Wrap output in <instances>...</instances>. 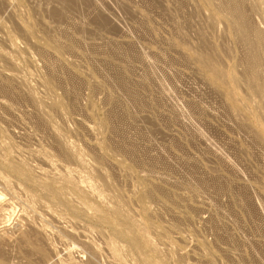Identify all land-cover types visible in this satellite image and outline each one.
<instances>
[{
    "label": "rangeland",
    "instance_id": "374dc122",
    "mask_svg": "<svg viewBox=\"0 0 264 264\" xmlns=\"http://www.w3.org/2000/svg\"><path fill=\"white\" fill-rule=\"evenodd\" d=\"M225 1L0 0V172L7 178L11 175L4 165L10 157L15 163L24 162L32 168L36 165L33 170L44 168V173L39 170L41 174L37 175L36 170L34 175H41L40 180L50 184L47 162L38 156L48 155L58 163L59 170L66 166L73 169V178L81 179L85 173V178L92 180L95 192H87L88 199L94 197L88 200L92 204L98 206L101 202L106 209V203L110 210L115 205L127 207L129 210L120 209L128 220V215L133 216L129 224L134 220L138 227L133 226L139 231L136 237L124 232L119 222L113 224L123 229L124 236L130 235L129 241L136 245L132 244L136 247L133 250L127 238L112 230L111 223L96 225L94 212L82 211V200L68 187L63 188L64 198L68 194L66 201L69 200L65 207L46 190L27 184L12 172L10 186L20 180L16 183L26 182L29 190L26 185H12L15 190L10 189L21 194L17 193L14 200L8 190H2L8 191L3 201L11 198L14 207L10 215L0 217V231L7 230L15 239L7 246L12 253L4 249L10 262H41L37 252L35 255L17 239L21 229L29 228L22 218L26 212L34 225L53 228L48 241H38L50 244H46L48 248L41 244L47 248V257L52 255L53 244L59 250L62 262L53 259L54 263L49 264H70L79 257L85 263L89 256L83 233L93 237L94 249L100 248L98 264H112L114 258L107 248L110 244H120L119 259L123 254L127 259L121 260L123 264H130L132 257L135 261L131 260V264H264V47L260 53L248 49L233 18L224 13ZM238 1H242L247 19L264 34V0ZM199 54L207 56L212 70L204 58L203 63L199 61ZM254 61L260 73L253 71ZM214 65L225 69L222 78L229 83L224 81L223 87L213 81ZM255 83L262 86L260 95L251 90ZM65 152L71 155L64 156ZM77 155L91 165L87 166L89 170ZM67 160L74 163L69 165ZM98 169L104 171L98 173L100 178ZM90 170H96L97 178ZM93 178H99L102 189ZM59 182L56 185L62 187ZM110 185L119 191L109 189ZM104 189L109 192L103 193ZM108 193L110 196L104 197ZM115 194L119 198L114 201L118 197ZM19 195L25 197L20 199ZM41 197L51 200L45 202ZM22 200L30 202L19 204ZM55 202L59 206H54ZM71 209L79 213H71L74 216L70 218ZM58 216L66 223H59ZM76 216L84 224H77ZM17 222L24 226L19 224L18 228ZM78 225L88 229L84 227L82 233ZM113 231L116 238L108 234L113 235ZM69 235H73L71 239ZM75 235L77 244L72 239ZM131 235L136 239L132 240ZM71 240L77 246L74 250ZM60 242H64L62 246ZM129 253H134L131 259Z\"/></svg>",
    "mask_w": 264,
    "mask_h": 264
},
{
    "label": "bare ground",
    "instance_id": "6f19581e",
    "mask_svg": "<svg viewBox=\"0 0 264 264\" xmlns=\"http://www.w3.org/2000/svg\"><path fill=\"white\" fill-rule=\"evenodd\" d=\"M64 1V0H63ZM155 1V0H154ZM179 2V1H178ZM182 2V1H181ZM226 3H225V5H224V11H226V12H224V13H227V15L229 14V16H231L232 18H233V20L235 21V23L234 24H236V26H237V28H238V32L239 33H241V35L243 36V38H244V40L246 41V43H248L247 44V47H248V49L251 51V50H255V52H258V53H260L261 52V50L263 49V47H264V34H262V32H259L252 24H251V22L247 19V16H246V13H245V11H244V9H243V4L241 5V3H242V1H241V3L238 1V0H226L225 1ZM147 3V2H146ZM176 3V2H175ZM222 3V2H221ZM69 5V4H68ZM167 5V4H166ZM215 5V4H214ZM217 6V5H216ZM217 8V7H216ZM166 9V8H165ZM177 10V9H176ZM219 10V9H218ZM223 11V10H222ZM223 13V12H222ZM196 14V13H195ZM226 15V14H225ZM172 16V15H171ZM181 17V16H180ZM184 17V16H183ZM214 17H216V16H214ZM146 18V17H145ZM161 18V17H160ZM168 18V17H167ZM191 18V17H190ZM217 19V18H216ZM178 20H179V18H178ZM218 20V19H217ZM223 20V19H222ZM187 21V20H186ZM185 21V22H186ZM209 21V20H208ZM213 21V20H212ZM233 21V22H234ZM177 22V21H176ZM182 22V21H181ZM233 22H232V24H233ZM189 23V22H188ZM178 24V23H177ZM168 25V24H167ZM172 27V26H171ZM176 27H177V25H176ZM179 27V26H178ZM188 27V26H187ZM232 27V26H231ZM141 28V27H140ZM183 28V27H182ZM192 28V27H191ZM234 29V28H233ZM203 30V29H202ZM205 30V29H204ZM176 32V31H175ZM190 33V32H189ZM188 33V34H189ZM202 33V32H201ZM235 34V33H234ZM238 34V33H237ZM187 38V37H186ZM206 38V37H205ZM241 38V37H240ZM189 40V39H188ZM243 40V39H242ZM187 43V42H186ZM204 43V42H203ZM241 44V43H240ZM187 45H188V43H187ZM190 46V45H189ZM206 46V45H205ZM246 46V45H245ZM204 48V47H203ZM191 49V48H190ZM206 49V48H205ZM245 49V48H244ZM203 50V49H202ZM199 51V50H198ZM249 51V53H247V54H249V56H251V54L253 55V53H251ZM251 53V54H250ZM200 55L201 54H199V57H200ZM205 55H207L206 53H205ZM209 55V54H208ZM207 55V56H208ZM259 55V54H258ZM257 55V56H258ZM155 56V55H154ZM203 56H204V54H203ZM202 55H201V58L199 59V61H201L202 63H203V59L202 58H204L205 60H206V63H207V61H210V60H207L208 58L209 59H211L210 57H211V55H209L208 56V58L206 59V57H203ZM248 56V55H247ZM135 57V56H134ZM253 56H251V58H252ZM255 58H256V56H254ZM261 57H262V55H261ZM212 58H214V57H212ZM248 58V57H247ZM263 59V58H262ZM158 60V59H157ZM205 60H204V63H205ZM261 60V59H260ZM259 60V61H260ZM252 61V60H251ZM255 61H257V60H255ZM253 62V64H254V70L253 71H255V72H257L258 73V66H259V64H257L256 62ZM197 63V62H196ZM205 63V64H206ZM209 63V62H208ZM208 63H207V66H209L208 65ZM204 64V65H205ZM209 64H211V61H210V63ZM214 63H212V65H213ZM169 65V64H168ZM203 65V64H202ZM206 66V67H207ZM215 66V65H214ZM205 67V66H204ZM209 67H211V66H209ZM216 67V66H215ZM208 68V67H207ZM206 68V69H207ZM166 69V68H165ZM259 69H260V66H259ZM208 70V69H207ZM211 70H212V67H211ZM252 71V72H253ZM224 72H225V69H224V71L222 70V69H220V68H218V67H216V68H214L213 69V75H214V79H213V81L216 83V84H218L219 86H222L223 87V85H224V79L222 78V77H224L225 75H224ZM255 72H254V74H255ZM259 73H260V71H259ZM256 76H257V74H256ZM258 77V76H257ZM223 79V80H222ZM235 79V77H233V80ZM227 80V79H226ZM254 80L256 81L257 79H255V76H254ZM261 80V79H260ZM51 81V80H50ZM247 81V80H246ZM226 83H229V82H227V81H225ZM236 81H234V83H235ZM240 82V81H239ZM225 83V84H226ZM25 84V83H24ZM27 84V83H26ZM237 84V83H236ZM53 85V84H52ZM262 85H263V83H262ZM26 87V86H25ZM261 87L262 86H260L259 85V83L257 84V83H255L254 85H252V87H251V90L253 91V92H255V95L256 94H259L260 95V92H261V90H263V89H261ZM253 92H251V93H253ZM33 96V95H32ZM230 96H232L231 94H230ZM34 97V96H33ZM52 97V96H51ZM51 97H48V98H51ZM250 98V97H249ZM232 99H233V97H232ZM34 100H36V99H34ZM33 100V101H34ZM51 100V99H50ZM49 100V101H50ZM210 100V99H209ZM250 100V99H249ZM42 101H44V100H42ZM41 101V102H42ZM47 101V100H46ZM36 102H37V100H36ZM208 102V101H207ZM38 103V102H37ZM42 103H44V102H42ZM45 104H46V102H45ZM44 104V105H45ZM43 105V106H44ZM48 105H50V104H48ZM212 105V104H211ZM37 106H39L40 107V105L39 104H37ZM42 107V106H41ZM40 107V108H41ZM246 108V107H245ZM229 112V111H228ZM253 114V113H252ZM48 116V115H47ZM243 126V125H242ZM248 127V126H247ZM251 131V130H250ZM255 131V130H254ZM7 133V132H6ZM249 133V132H248ZM2 135V134H1ZM9 136V135H8ZM1 137V136H0ZM1 138H3V137H1ZM6 138V136H4V139ZM9 138L10 137H8V140H9ZM13 138V137H12ZM1 140V139H0ZM6 141H7V139H6ZM11 141H13V140H11ZM10 141V142H11ZM1 142H2V140H1ZM63 142V141H62ZM1 144V143H0ZM69 144V143H68ZM7 145H10V143L9 144H7ZM15 145V144H14ZM13 145V147H15ZM63 146H64V144H62ZM11 146H12V143H11ZM2 147V146H1ZM10 147V146H9ZM8 147V149L10 150V148ZM13 147H11L12 149H14ZM65 147V146H64ZM67 147V146H66ZM68 147H70V146H68ZM68 147L66 148L67 150H70V149H68ZM7 148V147H6ZM16 148H19V147H16ZM20 149V148H19ZM31 149V148H30ZM65 149V150H66ZM72 149V148H71ZM73 150V149H72ZM13 151V150H12ZM11 151V152H12ZM32 151V150H31ZM40 151V150H39ZM75 151V150H74ZM77 152H78V150H76ZM3 152V151H2ZM5 152H6V150H5ZM4 152V153H5ZM8 152V151H7ZM6 152V153H7ZM10 152V151H9ZM41 153V152H37V151H34V153ZM72 152V151H71ZM71 152L69 153L70 155H71ZM5 153V154H6ZM13 153H16L15 151L13 152ZM13 153H11V154H13ZM20 153V152H19ZM22 153V152H21ZM44 152H42V154H43ZM75 153V152H74ZM79 153V152H78ZM0 154H1V156H2V154L3 153H1L0 152ZM4 154V155H5ZM10 154V153H9ZM11 154H10V156H11ZM41 154V155H42ZM68 154V153H67ZM67 154H66V152H65V155L64 156H67ZM68 154V155H69ZM77 153H75V154H73V155H76ZM79 154H81V152L79 153ZM7 155H8V153H7ZM30 155V154H29ZM14 156H15V154H14ZM14 156L12 155V159H14ZM17 156V155H16ZM39 157H42L46 162H47V165H48V167H49V170H47V169H45V170H47L48 171V173H49V177H51V183L49 184V183H45L43 180H40V176H38L39 178H37V177H35V175L37 174V175H39V174H41L40 173V171L39 170H41L42 171V173H44V168H40V167H36L34 170H33V168L36 166H34L33 168H32V166L31 165H27V164H25L24 162L23 163H15V162H12V161H10L11 160V158L9 157L8 159H9V161L8 162H6V163H4V165L6 166V168L9 170V171H7V173L8 172H11V175H9V177L10 176H12L13 174H12V172L13 173H15L16 175H18L17 176V178L20 176L22 179H24V181H27V184H31V185H33V186H35L36 188H40V189H42V190H46V193L47 194H49L50 196H52L53 197V199H55L58 203H60V204H63V206L65 205V204H67L68 203V201H66V198H67V196H68V194L66 195V197L64 198V189L63 188H65V187H68L72 192H74L75 193V196L76 195H78L77 197H79V200L81 199L82 200V206H83V208L85 209V210H82V211H84V212H86V211H92V212H94V216H96L97 218H98V223L97 222H95V221H93V222H95L96 223V225L98 224V226H99V222H100V226H101V224L102 223H111V226L114 224V223H118L119 222V224H121L122 225V227L123 228H125L124 230V232H126V230L128 231V232H126V233H131L133 236H138V233H139V231L136 229L138 226H137V224H136V222H134V220H133V223H134V225L136 224V226H133V223H132V225H130L129 224V220L131 219L132 220V217L133 216H131V215H128L130 218H129V220H128V218H127V215H125L124 213V210L127 208H123V207H120V208H123L124 210H122V209H120L119 207H117V205H115V206H112V208L113 209H108V207H109V205H106V203H105V207H106V209L104 208V207H102L100 204H101V202L99 203V205H98V203H97V205L98 206H96V205H94V204H92L91 203V201L89 202L88 200H93L92 198H94V197H92V195H91V198H89L88 199V196H89V194L88 193H92L93 194V192H95L94 191V187H93V185H92V183H91V181L92 180H90V179H86L85 178V173H83V175H84V177L83 178H81V179H79L80 177L78 176H75L74 178H77L79 181H77L76 182V180L73 178V175H75V174H73V169L71 170V168H69V166H66V167H68V168H63V170L61 169V170H59L58 168H57V165L56 164H58V163H55L52 159H50L49 157H48V155H46V157H48V158H46V157H44L45 156V154H44V156H40V154L38 155ZM37 156V157H38ZM51 156V155H50ZM53 156V155H52ZM63 156V157H64ZM82 156V155H81ZM81 156H79L78 157V155L76 156V157H78L79 159H77V160H80V157ZM83 156H85V155H83ZM25 157V156H24ZM28 157V156H27ZM26 157V159H28ZM31 157V156H30ZM34 157V156H33ZM75 156H73V158H74ZM16 158V157H15ZM18 158V157H17ZM19 158H20V155H19ZM18 158V159H19ZM35 158V157H34ZM33 158V159H34ZM69 158V157H68ZM2 158H0V160H1ZM25 159V160H26ZM31 159V158H30ZM29 159V160H30ZM4 160H5V158H4ZM28 160V162L27 163H30V161ZM65 158H64V162H65ZM72 160H74V159H72ZM82 160H83V158H82ZM82 160H80V163H86V162H83V161H85V159L82 161ZM1 161H3V160H1ZM23 161V160H22ZM31 161H33V160H31ZM57 162H58V160H56ZM68 161V160H67ZM75 161V160H74ZM82 161V162H81ZM18 162V161H17ZM20 162V161H19ZM35 162V161H34ZM33 162V163H34ZM76 162V161H75ZM41 163V162H40ZM67 163V162H66ZM68 163H69V161H68ZM70 163H74L73 161H71L70 160ZM70 163H69V165H70ZM77 163H78V161L76 162V163H74V164H76L77 165ZM2 164H3V162H2ZM1 164V165H2ZM35 164H36V162H35ZM38 164V163H37ZM60 165H61V163H59ZM73 164V165H74ZM79 164V163H78ZM83 164V165H84ZM87 164V163H86ZM85 164V165H86ZM98 164H99V162H98ZM102 164V163H101ZM100 164V165H101ZM39 165V164H38ZM64 165V164H63ZM62 165V166H63ZM67 165V164H66ZM80 165V164H79ZM79 165H77L78 167H79ZM89 165V164H88ZM88 165H86V169H87V166ZM61 166V167H62ZM65 166V165H64ZM77 166H75L76 168H77ZM82 166V165H81ZM90 167H91V165H89ZM88 166V167H89ZM0 167H2V166H0ZM59 167V166H58ZM60 167V168H61ZM72 167V166H71ZM74 167V166H73ZM74 167V169H76ZM83 167V166H82ZM82 167H81V173H82ZM100 167V166H99ZM98 167V165H97V168H99ZM103 166L101 165V167L100 168H102ZM80 168V167H79ZM79 168H77L76 170H78ZM95 168V167H94ZM97 168H96V170H97ZM5 169V168H4ZM4 169H1V170H3L4 171ZM85 168L83 167V170H84ZM85 169V170H86ZM36 170H38V172H35ZM87 170H89V169H87ZM91 170H92V168H91ZM90 170V171H91ZM96 170H94L92 173H94L95 174V177L97 178V176H96V173H95V171ZM103 170V169H102ZM6 171V170H5ZM36 173L35 175H34V172ZM46 171V172H47ZM89 171V172H90ZM99 171V172H98ZM98 171H96L97 172V174L98 173H100V169H98ZM46 172H45V174H46ZM76 171H74V173H75ZM79 172H80V169H79ZM85 172V171H84ZM90 172V173H91ZM101 172H104V171H101ZM77 173V172H76ZM80 173V174H81ZM105 173H107L106 171H105ZM5 174V173H4ZM44 174V175H45ZM80 174H78V175H80ZM87 174H88V172H87ZM93 174V175H94ZM15 175V176H16ZM82 175V174H81ZM82 175V176H83ZM90 175H92V174H90ZM90 175L88 176V177H90ZM92 175V176H93ZM111 175V174H110ZM109 175V176H110ZM8 176V175H7ZM7 176H4L3 175V173H2V171L0 172V217L1 218H4V217H6L7 215H10L12 212H13V210H14V207H13V204H12V200H11V198L9 197L10 195L12 196V198H13V200L15 199V198H18V194H20V193H16L15 191H13V190H15V188H12L11 186L13 185L14 186V184H15V186H16V184H18L20 187L22 186V185H24V187H25V185L27 186V184H26V182L23 184L22 183V185H20L19 183H16V182H18V181H20V180H15V177H14V180H15V182H14V184H12L11 186H10V181H9V177L7 178ZM86 176V177H87ZM91 176V177H92ZM98 176H99V174H98ZM105 177L107 176V174L106 175H104ZM87 177V178H88ZM94 177V176H93ZM16 178V179H17ZM96 178H93V179H96ZM99 178H100V176H99ZM99 178H98V180H99ZM116 178V177H115ZM42 179V178H41ZM102 179V178H101ZM108 179V178H107ZM109 179H111V177H109ZM108 179V180H109ZM10 180H12V177H11V179ZM90 180V181H89ZM97 179L95 180L96 182L98 181ZM106 180V179H105ZM108 180H106V181H103V182H106V186H108L107 185V182H109ZM56 181H60V182H62V187H58L57 185H56ZM111 182H112V184H114L113 183V181L112 180H110ZM11 182H13V181H11ZM20 182H22V181H20ZM59 182V183H60ZM99 182H101V181H99ZM110 182V183H111ZM59 183H58V185H59ZM98 183V182H97ZM102 183V182H101ZM104 184V183H103ZM111 184V185H112ZM60 185V186H61ZM98 185H100V183H98ZM104 185V187H106ZM111 185H110V187H108L109 189L111 188ZM115 185V184H114ZM114 185H113V188H111V190L112 189H115L114 191H119V190H117V188H114ZM19 186H16L17 188L19 187ZM101 186V185H100ZM103 186V185H102ZM102 186H101V189H102ZM19 187V188H20ZM23 187V188H24ZM32 187V186H31ZM13 189V190H11V189ZM17 188H16V190H17ZM26 188V187H25ZM29 188V186H27V189ZM33 188V187H32ZM32 188H31V190H32ZM97 188H99L98 186H97ZM3 189H6V190H8L9 192H10V194H9V200H11V201H9V200H7L6 202H4L3 201V199L6 197V194L8 195V191H7V193H5V195H4V193H3ZM26 189V190H27ZM39 189V190H40ZM109 189H104V191H103V193H105V190H107L106 192H109L108 190ZM6 190H4V191H6ZM22 190H24V189H22ZM26 190H24L23 192H25ZM29 190V189H28ZM27 190V191H28ZM70 190H69V192H70ZM111 190H110V195H111ZM17 191H20L21 192V190H17ZM33 191H34V189L32 190V191H30L31 193H33ZM37 191V190H36ZM66 191H67V188H66ZM89 191V192H88ZM96 191H98V190H96ZM100 191H102V190H100ZM113 191V192H114ZM29 192V193H30ZM88 192V193H87ZM112 192V193H113ZM29 193H27V194H29ZM39 193H41V192H39ZM67 193H68V191H67ZM73 193V194H74ZM90 193V194H91ZM99 193V195H100V193L101 192H98ZM115 193V192H114ZM25 194V193H24ZM43 194V193H42ZM45 194V193H44ZM65 194H66V192H65ZM120 194V193H119ZM21 195V194H20ZM20 195H19V197H20ZM37 195V194H36ZM48 195V196H49ZM97 195V194H96ZM101 195H102V193H101ZM109 195V193L105 196V194H104V197H109L110 196ZM113 195V194H112ZM111 195V196H112ZM115 195H117V194H115ZM29 197H30V195H28ZM41 196V195H40ZM46 196V195H45ZM70 196V195H69ZM74 196V195H73ZM94 196V195H93ZM118 197H114V201H115V198H119V195H117ZM4 197V198H3ZM25 197V196H24ZM23 197V198H24ZM34 197H36L35 195H33V198ZM38 197V196H37ZM43 197H44V195H43ZM43 197H41V199L43 200H45V202L46 201H48V200H51V199H48V200H46L45 198H43ZM76 197V198H77ZM103 197V198H104ZM23 198H21L20 197V199H23ZM31 198H32V196H31ZM32 198V199H33ZM38 198H40V197H38ZM51 198V197H50ZM70 198V197H69ZM73 198V197H72ZM101 198H102V196H101ZM100 198V199H101ZM105 198V199H106ZM111 198V200H112V197H110ZM110 198H108V199H110ZM5 199H7V198H5ZM28 199H30V198H28ZM98 199V198H97ZM104 199V200H105ZM17 200V199H16ZM38 200V199H37ZM54 200V201H55ZM72 200V199H71ZM104 200L102 199V202H104ZM107 200V199H106ZM112 200V201H113ZM18 201V200H17ZM26 201V200H25ZM25 201H23L22 200V203H19V204H23V202H25ZM28 202H30L29 200H27ZM26 201V202H27ZM34 201H36L35 199H34ZM112 201H109L108 203H110V202H112ZM118 202H119V200H117ZM116 201V202H117ZM32 202V201H31ZM50 202H52V201H50ZM49 202V203H50ZM105 202H107V201H105ZM122 201H120L119 203H121ZM14 203V202H13ZM16 203V202H15ZM33 203V202H32ZM44 203V202H43ZM56 203V202H55ZM58 203H56V204H54V203H51L50 205H52V204H54V206L55 205H58ZM94 203H96L95 201H94ZM113 203V202H112ZM125 203V202H124ZM17 204V203H16ZM30 205H31V203H29ZM35 204V203H34ZM69 204V203H68ZM127 204V203H126ZM126 204H124V205H126ZM27 205H28V203H27ZM35 205H37V204H35ZM43 205H46V203H44ZM113 205V204H112ZM123 205V206H124ZM18 206V205H17ZM25 206V205H24ZM23 206V207H24ZM29 206V205H28ZM40 207H43L42 205H39ZM53 206V205H52ZM53 206V207H54ZM59 206V205H58ZM58 206L56 207V209L58 210ZM63 206H60V207H63ZM22 207V208H23ZM32 207H33V205H32ZM34 207H36V206H34ZM47 207V206H46ZM65 207H66V205H65ZM65 207H64V209H65ZM15 208H16V206H15ZM55 208V207H54ZM68 208V207H67ZM110 208V207H109ZM17 209H19L18 207H17ZM26 209V208H25ZM37 209V208H36ZM44 209V208H43ZM48 209V208H47ZM60 209V208H59ZM70 209V208H69ZM73 209H75V208H73ZM73 209H71L70 211V213H68L69 214V217L71 218V216L73 215V214H71V213H74V212H76L77 214L79 213V212H77V209L73 212L72 210ZM108 209V210H107ZM20 210V209H19ZM41 210H42V208H41ZM67 210V209H66ZM65 210V211H66ZM126 210H129V209H126ZM25 211V210H24ZM50 211V210H49ZM53 211V210H52ZM55 211V210H54ZM63 211V210H62ZM61 211V212H62ZM80 211V210H79ZM124 213H123V212ZM20 212V211H19ZM21 212H23V211H21ZM36 212V211H35ZM48 212V211H47ZM47 212H46V214H47ZM81 212V211H80ZM29 213V212H28ZM57 213V212H56ZM89 214H90V212H88ZM88 213H86V214H88ZM127 213V212H126ZM128 213L130 214V212L128 211ZM127 213V214H128ZM59 214H60V212H59ZM67 214V215H68ZM71 214V215H70ZM88 214V215H89ZM93 214V213H92ZM20 215H22V214H20ZM29 215H30V213H29ZM26 212H23V221L25 220V222H24V224H28V229L27 230H20V235L18 236L19 238H17V239H20L19 240V242H23V245H27L28 247H30L31 249H32V251H34L35 252V255H36V252H37V258H40V257H38V256H41V258H40V263L39 264H49L50 263V261H52L53 259H55L56 261H58V262H62V260H61V258L59 259V253H58V251L59 250H57V249H55L54 247H55V244H53V246L54 247H50L51 249H52V255L50 256V255H48V257H47V254H45V251H46V249L48 248V246L47 245H50V244H48V243H46V244H44V243H41V244H43V245H46V247L47 248H44L43 247V245H41L38 241H42V238H43V241H44V239L46 240L47 239V241H48V234H51L50 233V229H53V228H48L47 227V225L46 226H42V227H39L40 225V223H39V221H38V225L39 226H36L37 225V223H36V225H34L33 224V222H32V219L33 218H30L31 216H29ZM33 215V214H32ZM50 215H54V213H52V214H50ZM56 215V214H55ZM63 215H65V213H63ZM62 215V216H63ZM82 215V214H81ZM91 215V214H90ZM34 216V215H33ZM62 216H61V219H62ZM74 216V215H73ZM78 217H80L79 215H77ZM76 216V217H77ZM86 216V215H85ZM93 216V217H94ZM9 217V216H8ZM36 217H39V216H35V218ZM59 217V216H58ZM68 216H67V219L69 218ZM78 217H77V219H78ZM88 217V216H87ZM20 218V217H19ZM73 218V217H72ZM82 218H84V216L82 215ZM86 218V217H85ZM89 218H92V217H89ZM38 219V218H37ZM41 219V218H40ZM43 219V218H42ZM67 219L65 218V220L67 221ZM77 219H76V221H77ZM134 219V218H133ZM1 220V219H0ZM18 220V219H17ZM69 221H71V219H68ZM75 220V219H74ZM81 220H83V219H81ZM80 219H78V223L77 224H79V221H81ZM88 219L86 218V220L85 221H87ZM22 220H20V221H18V222H21ZM34 221V223H35V221L37 222V220L35 219V220H33ZM43 222H45V220L43 219L42 220ZM64 221V220H63ZM63 221H60V217H59V219H58V222L60 223V222H63ZM4 222V221H3ZM3 222H1V223H3ZM18 222H17V224H18ZM56 222V221H55ZM54 222V223H55ZM57 222V223H58ZM65 222V221H64ZM82 222V221H81ZM84 222V221H83ZM82 222V223H83ZM90 222H91V220H90ZM92 222V223H93ZM6 223H7V221H6ZM50 223V222H49ZM66 223V222H65ZM68 223V222H67ZM73 222H71V223H69L70 224V226H71V224H72ZM76 222H74V224H75ZM86 223H89L88 221L86 222ZM91 223V224H92ZM95 223H94V225H95ZM131 223V222H130ZM19 224H21V226L23 227L24 225H23V223H19ZM19 224L17 225L18 226V228H19ZM45 224H47V222L45 223ZM52 224V223H51ZM84 224V223H83ZM82 224V225H83ZM91 224H89L90 226H91ZM3 225V224H2ZM6 225V224H5ZM49 225V224H48ZM81 225V224H80ZM81 225V226H82ZM93 225V226H94ZM128 225V226H127ZM0 226H1V224H0ZM11 226V225H10ZM16 226V227H17ZM21 226H20V228H21ZM64 226V225H63ZM69 226V227H70ZM105 226H107V225H105ZM111 226H108V227H111ZM67 227V226H66ZM75 227H76V225H75ZM78 227V229L77 228H75V229H77V230H79V228H80V231L85 227V225H84V227L83 228H81L79 225L77 226ZM104 227V226H103ZM117 227V226H116ZM114 225L111 227L112 228V230H113V228L118 232V234H120L121 235V238L123 237H125V238H127L128 239V237H130V235L129 234H127V236L125 235L124 236V234L125 233H123V229H117ZM134 227H136V228H134ZM56 228H58V226L56 227ZM68 228V227H67ZM71 228V227H70ZM73 229H74V227H72ZM85 228H87V226L85 227ZM84 228V229H85ZM105 228V227H104ZM107 228V227H106ZM106 228H105V230H106ZM55 229V228H54ZM61 229V228H60ZM59 229V230H60ZM62 229H64V228H62ZM83 229V230H84ZM88 229V228H87ZM102 229L103 228H101V233H104L103 231H102ZM9 230V229H8ZM66 230V229H65ZM67 230H69V229H67ZM66 230V231H67ZM83 230H82V233H83ZM95 230V229H94ZM19 231V230H18ZM63 231V230H62ZM87 231V230H86ZM92 231V230H91ZM97 231V230H96ZM99 231V230H98ZM97 231V232H98ZM54 232V231H53ZM52 232V233H53ZM59 232V231H58ZM64 232V231H63ZM63 232H62V234H63ZM71 232V231H70ZM74 232H75V230L74 231H72L71 233L74 235ZM85 232V231H84ZM89 232V231H88ZM94 232V231H93ZM106 232V231H105ZM115 231H113V235H112V233H108V234H111L110 235V237L111 236H113L114 238H116V236L115 235H117V233L115 234L114 233ZM13 233H15V232H13ZM12 233V234H13ZM56 234H55V236L57 235V232H55ZM66 233V232H65ZM101 233H100V231H99V233H97V234H99L100 236H101ZM17 233H15V235H16ZM80 234V233H79ZM94 234V233H93ZM95 234H96V232H95ZM115 234V235H114ZM72 235V236H73ZM77 235V234H76ZM76 235L74 236V238H72V239H74V241H75V239H77V238H75L76 237ZM89 235H90V233L89 234H87V233H83L82 234V237H83V242H84V246L86 247V249L88 250V259L86 260V258H85V260L84 259H82V260H84V261H86L85 263H82V261H81V259H80V257H79V259L77 258V260L75 259V261H70V264L72 263V264H98L99 262H98V259H100L99 257L101 256V253H100V251H98V250H96V249H94L93 248V244L92 243H94V242H92V238L93 237H90L89 238ZM91 235H92V233H91ZM104 236H106V234L104 233L103 234ZM102 235V236H103ZM131 235V236H132ZM50 236V235H49ZM58 236H60V234H58ZM65 235H63V237H64ZM66 236H67V234H66ZM70 236V235H69ZM69 236H68V238H69ZM72 236H70V239H71V237ZM79 236V235H78ZM99 236V237H100ZM108 236V235H107ZM133 236L131 237L132 238V240H134V239H136V237L135 238H133ZM52 237H53V235H52ZM62 237V238H63ZM80 237V236H79ZM109 237V236H108ZM40 238H41V240H40ZM53 238H55V237H53ZM52 238V239H53ZM100 238H102V237H100ZM104 238V237H103ZM114 238H112V240L114 239ZM17 239H16V242H17ZM51 239V240H52ZM67 239V238H66ZM108 239H110V238H108ZM130 239V238H129ZM129 239H128V241H129ZM68 240V239H67ZM79 240V239H78ZM78 240H76L75 241V243L77 244V241ZM12 241H15V239H14V237H12L11 236V234L9 233V232H7V230H5L4 231V229L2 230V231H0V264H12L13 262H15V261H11L10 262V259H9V257L7 258V256H6V254L4 253V249H9L7 246H9V244L12 242ZM50 241V240H49ZM52 241H54V239L52 240ZM57 241V240H56ZM94 241V240H93ZM107 241V240H106ZM105 241V242H106ZM111 240H108V244H110L109 242H110ZM118 241V240H117ZM120 241V240H119ZM118 241V242H119ZM51 242V241H50ZM59 242V241H58ZM70 242H72V240L70 241ZM82 242V243H83ZM114 242H116V239H115V241ZM114 242H112V243H114ZM117 242V243H118ZM133 242V241H132ZM132 242H128V243H131L130 245H131V247H132V244L134 243H132ZM15 243V242H14ZM51 243H54V242H51ZM64 243V242H63ZM63 243L61 244V242H60V246H62L63 245ZM73 243V242H72ZM18 244V243H17ZM57 244V243H56ZM65 244H66V242H65ZM64 244V245H65ZM119 244V243H118ZM105 245H107V244H105ZM120 245V244H119ZM118 245V246H119ZM133 245H135V244H133ZM15 246V245H14ZM21 246V245H20ZM60 246L58 247V245H57V247L60 249ZM68 246V245H67ZM79 246V245H78ZM104 246V245H103ZM117 246V247H118ZM136 246V245H135ZM7 247V248H6ZM24 247V246H23ZM64 247V246H63ZM77 246H75V244L73 243V245H72V247H71V249L72 250H74V248H76ZM95 247V246H94ZM99 247V246H98ZM105 247H107V246H105ZM115 245H113V244H110V245H108V250L110 251V253L112 254L111 256H113V258H114V260H111L112 261V264H123L122 262L123 261H121L123 258H124V254H123V258L120 260L119 258H120V256H122V254H120V250L121 249H118ZM11 248V247H10ZM20 249L22 248V246L21 247H19ZM25 248V247H24ZM22 249L23 251H26V249ZM65 248V247H64ZM69 248V247H68ZM96 248V247H95ZM119 248H120V246H119ZM134 248L136 249V247H132V249L134 250ZM29 248H27V250H28ZM67 249V248H66ZM104 249V248H103ZM106 249V248H105ZM125 249H127V248H125ZM124 249V250H125ZM11 249H9V251L8 250H6V251H8L9 253L11 252L10 251ZM63 250V249H62ZM107 250V251H108ZM64 251V250H63ZM67 251V250H66ZM78 250H76V252H77ZM86 251V250H85ZM123 251V250H122ZM126 251V250H125ZM130 251V250H129ZM13 252H14V250H13ZM47 252V251H46ZM65 252V251H64ZM72 252V251H71ZM75 252V251H74ZM73 252V253H74ZM130 252H132V251H130ZM12 253V252H11ZM25 253H27V252H25ZM29 253V252H28ZM27 253V254H28ZM38 253L40 254V255H38ZM48 253V252H47ZM51 253V252H50ZM79 253H81V252H78L77 254H79ZM84 253V252H83ZM30 254V253H29ZM32 254V253H31ZM68 255H70L69 253H67ZM134 254V253H133ZM132 254V255H133ZM9 255V254H8ZM33 255V254H32ZM76 255V254H75ZM87 255V254H86ZM129 255V257H130V253L128 254ZM132 255H131V257H132ZM29 256V255H28ZM31 256V255H30ZM50 256V257H49ZM72 256V255H71ZM110 256V257H111ZM126 256V255H125ZM134 256V255H133ZM27 257V256H26ZM33 257L35 258L36 256H34L33 255ZM33 257L31 258V259H33ZM127 258H128V256H126ZM125 257V258H126ZM131 257H130V259H131ZM14 259H15V257H13ZM70 259H71V257H69ZM68 258V259H69ZM75 258V257H74ZM73 258V259H74ZM29 259V258H28ZM27 259V261H29ZM129 259V260H130ZM34 260H36V259H34ZM54 260V261H55ZM124 261L125 260H127V259H123ZM131 260H134L133 259V257H132V259ZM130 260V264L132 263V261ZM33 261V260H32ZM39 261V260H38ZM54 261H52V263H54ZM135 261V260H134ZM26 262V261H25ZM29 262H31V261H29ZM28 262V263H29ZM34 263L35 262H37V261H33ZM20 263V262H19ZM38 263V262H37ZM14 264V263H13ZM57 264V263H56ZM110 264H111V262H110ZM125 264H127V263H125Z\"/></svg>",
    "mask_w": 264,
    "mask_h": 264
}]
</instances>
